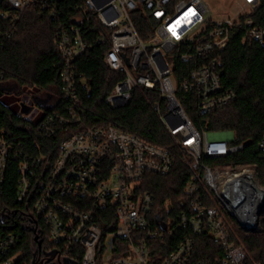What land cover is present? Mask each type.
<instances>
[{"label":"built area","instance_id":"built-area-1","mask_svg":"<svg viewBox=\"0 0 264 264\" xmlns=\"http://www.w3.org/2000/svg\"><path fill=\"white\" fill-rule=\"evenodd\" d=\"M0 2L7 7L0 20L9 25L8 30L0 27V40L13 35L31 7L56 25L60 90L44 99V113L34 122L41 137L56 140V156L51 163V152L20 160L15 195L18 204L28 205L29 219L42 223L54 246L47 253L55 251L56 256L44 257L53 264L64 259L79 264H259L250 258L240 234L242 226L259 227L264 189L250 169H228L221 163L242 149L232 144L233 134L218 138V133L199 131L190 115L204 116L236 100L211 56L233 35L264 45L262 1L238 0L229 14L219 6L218 17L206 0ZM95 45L118 78L106 103L120 108L135 91L156 93L155 114L167 145L116 123L90 120L96 113L82 105L81 97L91 90L75 64ZM174 59L190 64L181 80L175 78ZM12 90L0 85L2 96ZM19 105L21 118L32 122L28 116L33 108ZM21 105L30 111L23 114ZM4 136L1 132L0 193L10 158L22 155ZM256 149L264 155V135ZM175 162L189 172L183 206L169 198L157 205L141 184L146 174H168ZM176 237L179 241L169 250L168 241ZM200 237L213 246L205 258L195 257ZM19 242L18 233L0 237V264L17 263Z\"/></svg>","mask_w":264,"mask_h":264},{"label":"trees","instance_id":"trees-1","mask_svg":"<svg viewBox=\"0 0 264 264\" xmlns=\"http://www.w3.org/2000/svg\"><path fill=\"white\" fill-rule=\"evenodd\" d=\"M261 1V11L264 12V0ZM5 10L7 7L0 2V12ZM0 27L8 30L9 25L0 20ZM138 30L144 36L141 28ZM55 31V23L48 16L40 14L37 8L31 7L24 11L13 29V35L0 40V85H13L16 92L20 87L27 86L39 92L58 94L61 57L54 45ZM102 55L103 49L95 45L75 64L76 72L85 79L91 90L88 97H81L82 105L96 113L97 117L91 116L90 120L94 123H116L142 134L152 143L167 145L168 136L155 114V105L159 103L156 93L135 91L131 100L120 108H113L106 103L105 97L118 78L106 67ZM211 57L216 60L215 71L222 83L233 89L237 98L213 113L190 115V119L199 131L232 133V144L241 145L242 149L221 163L228 169H250L264 189V155L256 149L257 141L264 135V45L242 42L239 35H233L226 46L215 50ZM189 67V63L174 59L175 78L181 80L186 77ZM35 126L34 122L25 121L0 102V133L4 132V137L11 138L14 148L22 153L19 158H10L0 193V237L11 232L20 234L17 252L21 253V257L16 264H32L33 258L37 256L39 248L34 240L35 228L41 240L40 250L54 248L47 241L42 223L37 220L34 224L33 219H29L28 205H20L15 201L18 162L51 152V163L56 156V140L44 139L36 132ZM207 163L212 164L211 161ZM188 178L187 169L175 162L171 171L164 176L146 174L141 190L150 192L157 205L169 198L176 207H182ZM240 237L250 258L264 264V214L260 216L259 227L254 232H241ZM203 240L198 238L195 257L205 258L207 249L213 247L212 242L210 245ZM177 241L178 237L168 241L169 250ZM75 262L80 263L76 259Z\"/></svg>","mask_w":264,"mask_h":264},{"label":"rangeland","instance_id":"rangeland-1","mask_svg":"<svg viewBox=\"0 0 264 264\" xmlns=\"http://www.w3.org/2000/svg\"><path fill=\"white\" fill-rule=\"evenodd\" d=\"M206 1L209 3L211 7L212 16L215 17H218L219 10L221 8H224L223 12L226 11V14L234 13L235 12L234 10L238 2V0H206ZM219 6H221V8ZM8 88L9 89L11 88L13 90L10 91L11 93L8 92V94L3 95L0 98V102L9 109L14 110L20 117H21L20 105H19L20 103H24L25 105L32 107L33 109L30 115L28 116V120L32 122L38 121L44 113V110L36 105L34 98L36 97L38 100H44L48 96L53 94L50 91L39 92L37 89L28 88L27 86L20 87L17 92L13 88V85H9ZM229 137H231L230 132L218 133V138H229ZM97 264H103V263L97 262Z\"/></svg>","mask_w":264,"mask_h":264},{"label":"water","instance_id":"water-1","mask_svg":"<svg viewBox=\"0 0 264 264\" xmlns=\"http://www.w3.org/2000/svg\"><path fill=\"white\" fill-rule=\"evenodd\" d=\"M0 97H2V93L1 92H0ZM45 103H46L45 100H38L36 105L39 108H43L45 106ZM29 111H30L29 107L21 105V112L23 114H27ZM263 211H264V190L261 191V205H260V207H259V209L257 211V217H259L263 213ZM241 228H242V230L244 232H254L257 229L256 226H254V227L242 226ZM34 233L36 234L35 231H34ZM34 240L36 241L38 248H40L41 243H40V241H38V236L37 235H35ZM47 254L49 256H51V258H54L56 256V252L55 251H51V252H49ZM33 262H34V258L32 260V264H33ZM58 264H78V263L75 262V261L69 260V259H64L63 261L58 262Z\"/></svg>","mask_w":264,"mask_h":264},{"label":"flooded vegetation","instance_id":"flooded-vegetation-1","mask_svg":"<svg viewBox=\"0 0 264 264\" xmlns=\"http://www.w3.org/2000/svg\"><path fill=\"white\" fill-rule=\"evenodd\" d=\"M40 242H41V240H40ZM46 253H47L46 249H44L43 251L38 250L37 256L34 257L33 264H53V262L49 260L50 257H44V254H46Z\"/></svg>","mask_w":264,"mask_h":264}]
</instances>
